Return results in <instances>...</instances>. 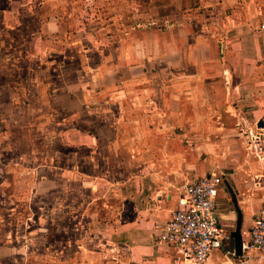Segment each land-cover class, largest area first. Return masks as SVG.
<instances>
[{
    "label": "crops",
    "instance_id": "obj_1",
    "mask_svg": "<svg viewBox=\"0 0 264 264\" xmlns=\"http://www.w3.org/2000/svg\"><path fill=\"white\" fill-rule=\"evenodd\" d=\"M67 1L0 0L1 66L12 81L28 82L33 106L37 100L46 105L45 111L33 108L31 130L55 131L71 150H86L65 173L81 182L94 179L93 202L109 205L104 215V209L90 211L88 232L76 241L80 248L63 264L104 257L81 249L89 241L111 249L120 264H182L178 248L158 243L157 234L176 208L180 188L205 176L198 163L213 161L215 147L229 146L231 153L221 156L242 163L235 194L244 199L236 196L238 206L247 204L240 206L246 240L264 205V161L247 152L238 125L264 123V0H137L163 25L138 34L126 28L115 42L94 30L88 41L92 34L80 13L75 28L64 22L71 16ZM124 2L126 13L132 0ZM24 19L36 22L27 43L4 38L20 31ZM22 61L27 76L19 75ZM125 144L128 169L136 163L135 170L121 182L110 180L116 150ZM221 191L227 192L224 184ZM7 251L0 250V264L20 258ZM236 257L233 246H222L207 264H234Z\"/></svg>",
    "mask_w": 264,
    "mask_h": 264
},
{
    "label": "rangeland",
    "instance_id": "obj_2",
    "mask_svg": "<svg viewBox=\"0 0 264 264\" xmlns=\"http://www.w3.org/2000/svg\"><path fill=\"white\" fill-rule=\"evenodd\" d=\"M66 7H69L71 16L68 20L66 18L63 20L71 21L74 28L78 24L77 13L81 15H78L79 21H84L83 17L86 19L84 22L92 34L86 36L88 41H92L94 31L97 32L96 37L109 36L110 41L115 42L124 35L126 28H132L134 34H138V30L160 28L163 25L162 19L148 17L144 6L137 0H132V5L127 2L126 13L124 0H68ZM119 13L123 16L118 15ZM24 22L20 31L7 33L4 38L19 41L23 45L27 43V32L36 27V22L33 19H24ZM171 24L166 21L165 27L168 28ZM100 28L103 29L101 32ZM2 52L4 50L0 49V55ZM24 53L25 51L22 52ZM69 53L76 58L74 51L69 50ZM74 62L67 72L69 77L76 67V60ZM31 63H35V60ZM21 66L19 75L27 76L23 61ZM7 69L1 66L0 61V250L15 252L20 258L14 260L7 258L4 264H12L13 261L15 264H19L20 261L22 264H63L67 257L75 254L80 248L77 247L76 241H82L88 232L85 224L90 211L104 209L100 211V214L104 215L109 205L106 203L108 206L105 207L101 201L93 202V197H96L92 189L94 179L81 182V179L76 177L70 179L65 173L67 167L76 164V155L85 157L86 150L81 148L71 150L62 144L60 135L55 134V131L40 133L39 130H31L30 125H34V120H31L33 108L45 111L46 105L37 100V105L33 106L28 93V82L12 81L9 73L5 71ZM38 87L41 86L38 84ZM19 89H25L26 92L21 93ZM128 148L130 147L126 144L117 148L115 155L117 161L110 180L116 179L121 182L135 170L136 163H133L132 169H128L130 166ZM240 148L244 151L242 145ZM230 150L229 146L215 147V151L212 152L216 153V156H213L214 160L198 164L204 175L225 174L236 193L235 176L237 171H240L242 163L235 159L228 161L221 156L223 153L229 155ZM83 168L88 170L86 164H83ZM104 181V178L99 181L98 189L106 184ZM236 196L240 202L244 201L241 193ZM217 201L223 214L224 231L226 236H229L222 246L232 247L230 233L234 231L237 220L232 199L227 192L221 191ZM246 205L241 204L239 207L245 208ZM81 249L97 251L104 257L93 262L86 257L82 260H73L69 264H120L118 259L113 257L115 252L106 246L89 241L81 246Z\"/></svg>",
    "mask_w": 264,
    "mask_h": 264
},
{
    "label": "built area",
    "instance_id": "obj_3",
    "mask_svg": "<svg viewBox=\"0 0 264 264\" xmlns=\"http://www.w3.org/2000/svg\"><path fill=\"white\" fill-rule=\"evenodd\" d=\"M259 29L263 30L264 25ZM218 42L222 48V38ZM238 129L247 152L264 161V123L238 125ZM222 184V175L211 173L180 188L176 208L157 234L158 243L178 248L179 263L207 264L211 252L229 239L217 213ZM234 264H264V205L252 219L247 239L242 241L241 256L236 257Z\"/></svg>",
    "mask_w": 264,
    "mask_h": 264
},
{
    "label": "water",
    "instance_id": "obj_4",
    "mask_svg": "<svg viewBox=\"0 0 264 264\" xmlns=\"http://www.w3.org/2000/svg\"><path fill=\"white\" fill-rule=\"evenodd\" d=\"M259 125H261L263 122L260 121ZM222 181L224 184V187L226 191L229 193L232 199L233 207L237 215L236 225L234 231L230 233V237L233 240V247H234V254L236 256H241L242 252V235H241V227H242V212L238 206V202L236 199V194L234 193L232 187L230 186L229 182L227 181V178L225 176H222Z\"/></svg>",
    "mask_w": 264,
    "mask_h": 264
}]
</instances>
